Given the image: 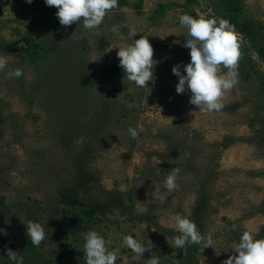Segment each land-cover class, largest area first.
<instances>
[{
    "label": "rangeland",
    "instance_id": "374dc122",
    "mask_svg": "<svg viewBox=\"0 0 264 264\" xmlns=\"http://www.w3.org/2000/svg\"><path fill=\"white\" fill-rule=\"evenodd\" d=\"M56 11L44 0H0V264H13L5 246L24 264H85L89 229L127 264H147L151 253L122 246L125 234L160 264H221L242 231L264 237V0H118L95 29L65 27ZM182 12L226 18L242 37L239 83L220 112H201L190 90H175L171 69L190 60ZM130 28L153 47L148 87L119 65ZM15 67L23 75L8 77ZM137 122L145 132L133 139L127 128ZM173 168L179 187L169 193ZM176 213L211 233L213 246L174 247ZM28 219L45 224L38 247Z\"/></svg>",
    "mask_w": 264,
    "mask_h": 264
},
{
    "label": "clouds",
    "instance_id": "9594fccd",
    "mask_svg": "<svg viewBox=\"0 0 264 264\" xmlns=\"http://www.w3.org/2000/svg\"><path fill=\"white\" fill-rule=\"evenodd\" d=\"M31 3L32 0H26ZM49 6L56 7L59 23L65 27L75 21H82L85 29L99 27L106 14L118 6V0H44ZM83 18V19H81ZM179 23L187 29L184 46L189 49L190 60L183 64L177 63L171 69L178 77L175 85L177 93L190 90L189 102L199 107L204 113L220 112L224 108L223 98L239 83V60L241 58L242 37L236 32L235 26L226 18L199 14L193 16L187 12L179 15ZM112 31L118 32V27L113 26ZM138 33L135 28H130L129 44L119 46L116 53L119 65L123 69L128 81L137 87H148L146 82H154L153 47L146 35L133 39ZM116 47V46H113ZM112 48V47H111ZM221 66L226 71H221ZM7 67L6 57L0 55V70ZM8 77H20L23 69L12 68L6 72ZM145 132L143 123L137 122L133 127L127 128L128 135L136 139ZM179 168H173L164 178V187L169 193L176 190ZM174 226L178 231L172 236L174 247L183 250L191 244L204 247L213 246L214 238L211 233L202 234L197 223L187 215L176 213ZM256 233L244 230L235 243L233 254L224 259L221 264H264V237L257 238ZM27 233L34 246H39L46 237L45 224L39 221L27 220ZM83 252L85 264H127V256L120 252L119 247L111 248L112 239L106 238L95 229L83 233ZM121 245L131 249L137 256H142L145 251L151 255L146 259L147 264H160V256L151 252L152 247L145 246L132 234L122 236ZM6 257L13 264H24V258L16 250L5 246Z\"/></svg>",
    "mask_w": 264,
    "mask_h": 264
}]
</instances>
